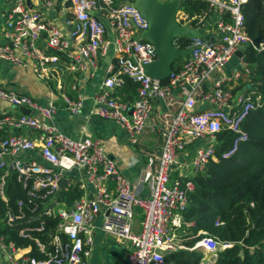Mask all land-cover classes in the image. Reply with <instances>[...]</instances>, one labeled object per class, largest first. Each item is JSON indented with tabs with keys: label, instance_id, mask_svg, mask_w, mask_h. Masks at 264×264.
<instances>
[{
	"label": "built area",
	"instance_id": "built-area-1",
	"mask_svg": "<svg viewBox=\"0 0 264 264\" xmlns=\"http://www.w3.org/2000/svg\"><path fill=\"white\" fill-rule=\"evenodd\" d=\"M63 1L69 37L47 20L42 9H29L26 0H0V62L31 70L41 81L54 82L61 90L68 75L88 71L94 76L99 61L112 52L113 62L94 96L93 113L117 123L129 143L136 145L147 129L152 126L155 131L159 125L153 122L154 103L162 101L161 150L150 159V194L141 197L122 174L120 163L110 159L101 140L72 138L57 129L53 121L58 107L52 100L40 105L35 98L0 84V102L9 107L0 114V171H4L0 196L8 204L4 185L10 172H16L27 190L26 198L17 203L16 210L8 209L3 219L8 227L18 228L19 237L27 243L8 242L0 233V264H89L98 216L103 218L102 231L126 249L127 264H164L167 255L181 250L201 251L204 263L218 250L230 248L231 243H221L203 231L194 246L187 247L181 230L189 194L195 189L193 179L216 160V136L223 131L236 135L232 149L223 155L230 158L249 139L242 130L244 120L252 110L264 106L252 87L245 54L236 57L248 44L264 52V43L255 47L246 32L242 7L249 0H203L209 3V10L195 16L181 10L179 4L176 22L195 31L204 29V35L174 40V47L190 49L191 54L178 60L174 70L173 65L165 81L146 73V66L158 56L155 45L140 33L149 23L133 0ZM45 6L52 7L50 0ZM43 35L45 45L40 44ZM184 39L188 40L186 47ZM234 58L240 66L227 75L224 71ZM125 77L139 84L135 101L115 96ZM77 87L75 80L72 89ZM61 97L70 115L78 116L81 100L73 101L62 92ZM198 102L214 107L197 111ZM21 108L31 114H11V109ZM17 129L35 131L38 137L13 133ZM204 139L208 144L196 150L191 162L181 161L188 146ZM74 170L85 174L95 194L91 198L84 195L68 206L55 196L63 188V174ZM137 209L142 216L138 229L134 226ZM221 224L217 220L216 225ZM47 226L52 229L48 231ZM34 252L42 258L33 256Z\"/></svg>",
	"mask_w": 264,
	"mask_h": 264
},
{
	"label": "trees",
	"instance_id": "trees-1",
	"mask_svg": "<svg viewBox=\"0 0 264 264\" xmlns=\"http://www.w3.org/2000/svg\"><path fill=\"white\" fill-rule=\"evenodd\" d=\"M180 8L190 16L201 15L208 12L209 3L181 0ZM242 13L248 36L253 40L264 38V0H249L243 5ZM182 41L186 47L188 40ZM244 61L251 70L252 87L264 101V52L247 48ZM178 64L179 61L173 70ZM124 80L117 89V96L123 101H135L139 84L128 77ZM242 130L248 134V141L241 143L227 159L223 155L232 149L236 135L223 131L216 136V160H211L205 172L193 179L195 189L189 194V205L183 213L185 225L181 230L187 247L194 246L201 238L197 237L201 231L232 246L218 250L204 263L201 251L181 250L167 255L164 264H264V106L249 113ZM3 174L4 171H0V183ZM4 193L8 204L0 196V233L8 242L24 245L27 242L19 237L18 228L8 227L3 222L8 209L16 210L17 203L27 196L16 172L8 174ZM83 196L84 191L75 186L62 188L55 199L72 206ZM217 220L222 224L217 226ZM51 229L47 226L48 231ZM32 255L42 258L35 252Z\"/></svg>",
	"mask_w": 264,
	"mask_h": 264
},
{
	"label": "crops",
	"instance_id": "crops-1",
	"mask_svg": "<svg viewBox=\"0 0 264 264\" xmlns=\"http://www.w3.org/2000/svg\"><path fill=\"white\" fill-rule=\"evenodd\" d=\"M46 1L48 0H30L32 8H28L34 10L42 9L47 16V20H49L48 12L56 10L60 19L63 21L62 27H57L66 37H69V30L66 27L64 16V1L50 0L52 3L51 8L45 6ZM5 6V4H2L3 9L6 8ZM44 40L45 36L43 35V38L40 41L41 45H45ZM111 62H113L112 52H110V55L104 58V60L99 61V69L95 72L94 76H90L88 71L83 73L78 72L75 75H68L65 78L64 86L61 90H59L54 82L47 84L44 81H41L31 70L0 62V84H3L18 93L26 94L35 98L40 105H45L47 100H52L58 107L57 115L53 121L57 129L64 135L72 138L91 136L92 138L101 140L106 147L110 159L120 163V170L130 181L132 189L138 190L139 196L146 198L150 194L151 187L148 178L153 171V164L150 163L149 158L155 154H159L161 150L162 124L160 122V112L164 109L163 102L156 101L154 103L155 115L153 117V122L159 123V125L156 126V130L153 131L152 128L154 127L151 126V128L147 129L140 137L138 144L131 145L126 132L117 123L102 119L93 113L94 96L99 92L105 77L106 68ZM231 72L232 71L228 70L226 67L224 73L228 75ZM75 80L78 81V87L76 90H73L72 84ZM208 86H211V83H209ZM60 91L73 101L81 100L83 106L78 116L70 115L66 108V104L61 97ZM117 92L118 90L115 91V96L121 99L117 96ZM175 94L179 96L180 92L175 91ZM207 107L212 108L214 105L208 102H198L196 109L197 111H200ZM8 108L9 107L6 103L0 102V114L1 111L8 110ZM177 109L178 106L175 107L174 111ZM11 114H21L20 109H11ZM13 133L28 136L33 139L38 137L37 132L26 129H17L14 130ZM207 144V139L194 142L187 147L186 154L181 157V161H187L188 163L191 162L196 155V150ZM31 156L38 158L36 153H32ZM40 162L45 164L41 160ZM64 179L66 182L64 183L63 188H73L75 186L81 187V185H84V195L88 198L94 196V189L88 183L85 174L74 170L72 172L64 173L63 180ZM141 180H144V182L142 183V186H138V184H140L139 181ZM110 188H113L112 184ZM141 217V211L137 209L134 224L136 229L140 228ZM102 223V216H98L95 220V244L91 250L89 264H127L126 249L102 231Z\"/></svg>",
	"mask_w": 264,
	"mask_h": 264
},
{
	"label": "water",
	"instance_id": "water-1",
	"mask_svg": "<svg viewBox=\"0 0 264 264\" xmlns=\"http://www.w3.org/2000/svg\"><path fill=\"white\" fill-rule=\"evenodd\" d=\"M179 0H133V5L147 19L149 27L145 31H140L142 35L152 42L156 48L158 60L146 66L148 76L165 81L171 74L174 63L180 59L186 60L191 54V50H181L174 47L173 42L177 38H195L198 35H204V29L199 31L192 30L185 26L182 27L176 22V14L179 9ZM27 5L32 8L30 0ZM264 43V38L253 40L255 47ZM248 44L246 48H250ZM245 54V49H240L236 57L241 59ZM21 114L30 115V110L20 109ZM66 180L62 181V186Z\"/></svg>",
	"mask_w": 264,
	"mask_h": 264
},
{
	"label": "rangeland",
	"instance_id": "rangeland-1",
	"mask_svg": "<svg viewBox=\"0 0 264 264\" xmlns=\"http://www.w3.org/2000/svg\"><path fill=\"white\" fill-rule=\"evenodd\" d=\"M180 1V0H179ZM48 19L53 22L56 26H58L59 28L62 27V23L63 21L60 19L59 15H58V12L55 10V11H50L48 12ZM240 66L239 64V61L237 58H234L232 59V61L228 64L227 66V69L228 70H235V69H238ZM152 157L149 158V160L151 159ZM138 218V217H137ZM142 218V217H141Z\"/></svg>",
	"mask_w": 264,
	"mask_h": 264
}]
</instances>
